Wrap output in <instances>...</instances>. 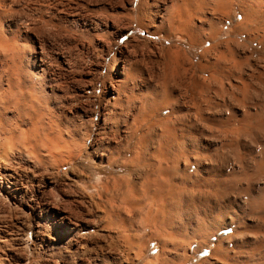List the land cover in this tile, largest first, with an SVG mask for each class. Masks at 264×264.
Instances as JSON below:
<instances>
[{
    "label": "bare ground",
    "instance_id": "1",
    "mask_svg": "<svg viewBox=\"0 0 264 264\" xmlns=\"http://www.w3.org/2000/svg\"><path fill=\"white\" fill-rule=\"evenodd\" d=\"M30 1L0 0V264H264V104L238 41H264V0H99L75 76ZM134 27L171 42L151 70L107 40Z\"/></svg>",
    "mask_w": 264,
    "mask_h": 264
},
{
    "label": "rangeland",
    "instance_id": "2",
    "mask_svg": "<svg viewBox=\"0 0 264 264\" xmlns=\"http://www.w3.org/2000/svg\"><path fill=\"white\" fill-rule=\"evenodd\" d=\"M45 0H36V1H30V2H25L24 3V6H25V12L27 13H32V14H29L30 16H36V15H39L37 10L36 11H33L34 8V5L32 4H35V5H40L41 3V7L43 9H45V13L46 15L48 16V19L51 21V25L54 24L53 28H52V31L55 32L57 35L54 36V37H51L50 38V44L48 45L49 47H47V51L49 52V54H51L52 52L54 53L59 51L61 53H67L68 52H71L73 53L72 56L74 59H76V62L72 63V68H73V71H76L75 73H73V76L76 75L77 73V69H79V66L78 65H87L91 59L89 60L87 57H86V54H85V51L82 50L80 48L81 44H84L85 46H89V49H91V51L95 54L96 52H98L94 47H93V37L87 35L86 32H84V29L81 27L82 26V22L85 21V20H88V19H91V18H94L95 15L97 16L98 13H100L101 11L96 8L95 6H93L94 3H96L97 1L99 2V0H47V2ZM68 1V2H67ZM83 1H90L88 3H85ZM109 1V0H107ZM111 1V0H110ZM115 1V0H114ZM52 2V3H51ZM56 2V3H54ZM59 2V3H58ZM62 2V3H61ZM71 2V3H70ZM73 2V3H72ZM51 3V4H50ZM78 3V4H77ZM80 3V4H79ZM82 3V4H81ZM53 4V5H52ZM238 4V3H236ZM29 5V6H28ZM45 5V6H44ZM52 5V7H51ZM70 5V6H69ZM28 6V7H27ZM32 6V7H31ZM64 6V7H63ZM97 6V5H96ZM38 7V6H37ZM36 7V8H37ZM55 7V8H54ZM68 7V10H66ZM30 10H28V9ZM41 8V10H43ZM70 8V9H69ZM73 8V9H72ZM80 8V9H79ZM50 9V10H49ZM64 9V10H63ZM75 9V10H74ZM83 9V10H82ZM98 9V10H97ZM234 9V10H233ZM231 11V15L233 16H230L231 18L234 17V15L236 14V19L237 20H241V17H238V16H241L242 13H241V9L237 6H234ZM238 9V10H237ZM57 10V12H56ZM62 10V11H61ZM67 11V14L66 11ZM79 10V11H78ZM91 10V11H90ZM97 10V11H96ZM34 13H33V12ZM59 11V12H58ZM61 11V12H60ZM73 11V12H72ZM96 11V12H95ZM36 12V14H35ZM65 12V13H63ZM79 12V14H78ZM239 12V13H238ZM55 13V14H54ZM56 13H61L62 15H65V16H68V17H73L74 21L72 20H67V19H61L60 21H57V17L55 16ZM70 13V14H69ZM93 13V14H91ZM54 14V15H53ZM72 14V15H71ZM83 14V15H82ZM86 14V16H85ZM71 15V16H70ZM74 15V16H73ZM260 17H261V22L260 24L258 25L257 23L256 24H253L252 26L251 25H248V27L250 29H253L255 30V28H258L259 30V34H261V29L264 28V11H261V13L259 14ZM262 15V16H261ZM32 16V17H33ZM78 17V18H77ZM82 17V19H81ZM86 17V18H85ZM263 17V18H262ZM53 18V19H52ZM54 18H57V19H54ZM65 18V17H64ZM230 19V18H229ZM263 20V21H262ZM63 21V22H62ZM53 22V23H52ZM240 22V21H239ZM242 22V21H241ZM240 22V23H241ZM63 24H65V26H63ZM231 25V26H230ZM236 26L235 22L232 21V24H226V26H224V38L226 37V33H230L232 32V28H234ZM242 27H247V24L246 23H242L241 24ZM64 29L65 27V30ZM70 27V28H69ZM231 27V28H230ZM59 28V29H58ZM68 28V29H67ZM56 29V30H55ZM67 29V30H66ZM55 30V31H54ZM62 30V31H61ZM83 30V31H82ZM58 31V32H57ZM71 31V32H70ZM61 32V33H60ZM69 32V33H68ZM71 33V34H70ZM76 33V34H75ZM126 33V32H125ZM73 34V35H72ZM69 35V36H68ZM72 35V36H71ZM100 35V34H99ZM255 35V34H254ZM67 38H66V37ZM258 36V37H257ZM56 37V38H55ZM81 37V38H80ZM84 37V39H83ZM100 38H106L105 35H100L99 36ZM107 40L109 41L110 40V45L112 46V48L114 49L115 47H121V46H126L129 50H131V55L134 59V61L136 60L135 58H138L135 63L140 67L142 68L144 71H148V70H151V68L155 67L156 63H158V50L160 47H168L170 46L171 42L169 41H165L164 40V37L162 35H159V36H150L148 35L144 30L142 29H138V28H133L131 29L130 31H128L126 34H124L123 36L117 38V39H113L115 38L114 36H107ZM244 36H242L241 38H238V41H239V45H241L244 50H245V53H246V56L243 58H241V64L243 62L244 65L243 67L248 69L249 67H251L253 70L251 71H247L248 75L254 77V82H255V88L257 89V94L254 95L252 94L251 95V99L254 101V102H257L258 103V106L259 108L261 109L262 107L260 105L261 102L263 101V104H264V91H263V84H264V41H261L260 40V37L259 35H255V39L253 40H248L247 38H243ZM61 38V39H60ZM73 38V39H72ZM80 38V39H79ZM58 39V40H56ZM67 39L68 42H71L70 45L69 43L65 40ZM69 39V40H68ZM75 39H76V42H75ZM86 39V40H85ZM240 39V40H239ZM255 40V41H254ZM64 42H66L64 44ZM250 42V43H249ZM253 42V43H252ZM55 43V44H54ZM68 43V44H67ZM73 43V44H72ZM80 43V44H79ZM176 44L175 45H179L181 47H183L186 52L188 53V55H190L192 58H193V61L194 62H197L198 61V58H199V53H200V49L198 48H195V47H189L186 42H181L182 44H180L179 41H176L175 42ZM61 44V45H60ZM161 44V45H160ZM260 44V45H259ZM51 45V46H50ZM67 45V47H65ZM174 45V44H173ZM251 45V46H250ZM55 46V47H54ZM115 46V47H114ZM207 46V45H206ZM247 46V47H245ZM62 47V48H61ZM73 47V48H72ZM51 48V49H50ZM54 48V49H52ZM59 48V49H58ZM79 48V49H78ZM62 49V50H61ZM68 49H73V51L71 50H68ZM78 49V50H77ZM83 51H81V50ZM80 50V51H79ZM81 52V53H80ZM134 52V53H133ZM79 53V54H78ZM84 54V55H82ZM136 54V55H135ZM76 56V57H75ZM81 56V57H80ZM79 57V58H77ZM81 58V59H80ZM79 59V60H77ZM83 59V60H82ZM79 61V62H78ZM84 61V62H82ZM88 62V63H87ZM140 62V63H139ZM76 63V65H75ZM80 63V64H79ZM87 63V64H86ZM75 66H74V65ZM78 66V67H77ZM146 66V68H144ZM248 67V68H247ZM76 68V69H75ZM257 68V69H256ZM260 69V70H259ZM253 73V74H252ZM262 73V74H261ZM256 74V75H255ZM71 76V75H70ZM263 78V79H262ZM260 88V89H259ZM259 89V90H258ZM260 93V94H259ZM98 94V93H97ZM258 96V97H257ZM262 98V99H261ZM261 100V102H260ZM264 107V106H263ZM258 107L257 108H250V107H247L246 106V109L249 111H251L252 109L256 110L257 112L260 110ZM259 109V110H258ZM246 110V111H247ZM253 110V111H254ZM264 110V108H263ZM252 113V111H251ZM97 168V167H96ZM69 170V167H66L64 168L61 173H63L64 171H68ZM195 248V247H194ZM36 250L37 248L35 247L34 248V251L36 253ZM158 252V247L153 244L152 247H151V250L149 251L148 255L146 256L145 260H149L150 257L154 256L155 254H157ZM209 255V251H205L204 253H202L201 257L204 258L206 256ZM34 256V263L33 264H45L48 257L46 258V256H40V255H33ZM40 260V262H39ZM144 260V261H145ZM71 264H78L77 261L73 260Z\"/></svg>",
    "mask_w": 264,
    "mask_h": 264
}]
</instances>
